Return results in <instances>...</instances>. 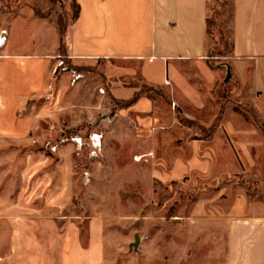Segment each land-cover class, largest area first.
<instances>
[{"label": "crops", "instance_id": "1", "mask_svg": "<svg viewBox=\"0 0 264 264\" xmlns=\"http://www.w3.org/2000/svg\"><path fill=\"white\" fill-rule=\"evenodd\" d=\"M15 1L1 18L8 36L0 55V146L12 153L2 155L6 162L0 174V264H121L120 249L110 247L114 240L103 215L79 216L74 203L76 146L64 143L54 156L34 151L29 135L37 127L35 114L23 109L31 96L46 91L57 66L53 58L62 55L81 73V68L99 70L109 87L103 83L101 89L118 103L133 100L141 90L138 79L171 92L174 100L181 94L201 109L205 86L216 87L230 69L233 92L246 95L264 122V0H230L223 23L232 47L216 65L209 61L213 41L206 26L216 0H76L80 13L66 24L62 51L57 16L63 4L70 10L72 0L55 5L51 0ZM36 9L47 15H38ZM18 16L31 21L27 44L34 50L12 48ZM67 78L56 84L60 91ZM157 108V100L146 94L128 105L138 119H154ZM225 129L230 134L244 132L247 148L264 144L250 140L251 127ZM213 149L218 158L216 150L222 146L215 143ZM258 205L232 207L215 223L199 227L213 241L215 254L223 256V264H264V202ZM139 236L135 250L146 244ZM160 241L150 237L157 252ZM171 246L167 241L166 249L173 254L174 243Z\"/></svg>", "mask_w": 264, "mask_h": 264}, {"label": "rangeland", "instance_id": "2", "mask_svg": "<svg viewBox=\"0 0 264 264\" xmlns=\"http://www.w3.org/2000/svg\"><path fill=\"white\" fill-rule=\"evenodd\" d=\"M51 1L55 5L59 0ZM227 3L217 26L208 34L213 41L210 51L214 52L209 61L215 65L225 61L231 50L221 40H230L223 23L230 0ZM220 4L216 0L211 16ZM15 5V0H0V29L4 25L1 18ZM75 8L74 0L68 11L63 4L57 18L67 24ZM30 22L25 16L15 19L13 49H35L27 44ZM219 50L222 55H217ZM54 59L58 66L60 56ZM57 66L46 91L31 96L23 110L35 114L37 127L29 135L31 148L47 155L55 154L43 142L56 141L64 133L81 135L86 142L93 132L104 134L99 156H90L89 145L74 153V203L79 216L103 215L114 240L110 247L120 249L121 264H133L135 259L138 264H223V256L215 254L213 241L199 227L215 223L232 207L259 209L258 203L264 202V144L247 148L249 139L244 132L230 134L225 129L235 125L244 130L248 126L254 130L250 140L264 142V122L246 95L233 92V74L230 72L226 81L225 71L216 87L205 86L201 109L183 100L181 94L174 100L171 92L137 79L142 94L158 102L154 119H138L131 116L126 103L113 101L105 88L101 92V84L106 83L99 70H84L83 77L73 82L72 71H61V67L56 71ZM1 68L0 61V77ZM67 76L60 91L56 84ZM215 143L222 146L216 150L218 158ZM65 145L74 146L71 142ZM1 149L3 174L6 160L2 155L10 152ZM136 234L146 241L139 250L134 246ZM155 235L161 238L160 252L150 242ZM167 241L170 247L175 245L173 254L166 249Z\"/></svg>", "mask_w": 264, "mask_h": 264}, {"label": "built area", "instance_id": "3", "mask_svg": "<svg viewBox=\"0 0 264 264\" xmlns=\"http://www.w3.org/2000/svg\"><path fill=\"white\" fill-rule=\"evenodd\" d=\"M7 36H8V30L6 28L0 29V48L4 46L7 42ZM58 67H61V71H67L70 70L73 73V82H76L78 79L83 77V73L77 71L76 69H73L71 66H69L65 62V56H60V61L58 63V66L56 68V71ZM167 84H170L169 80H166ZM101 92H104V89H101ZM104 138L103 133L99 132H93L89 136V142H86L83 138V136L78 134H70L66 135L65 133L59 137L56 141L47 140L44 143V146L50 150L52 153L58 152L60 146L66 142H72L77 150H82L84 146L89 145L91 147V157L99 156V152H101L102 149V139Z\"/></svg>", "mask_w": 264, "mask_h": 264}, {"label": "trees", "instance_id": "4", "mask_svg": "<svg viewBox=\"0 0 264 264\" xmlns=\"http://www.w3.org/2000/svg\"><path fill=\"white\" fill-rule=\"evenodd\" d=\"M220 1H221L220 8L219 9H215L213 15L208 17L207 20H206L207 34H212V26H217L218 18L224 13V11L226 10V7L228 5L227 0H220ZM74 3L76 5V8H75V12H74V15H73V20H76L78 18V16H79V13H80V6L76 2V0H74ZM35 11H36V13L38 15H42V16L47 15L46 13H43L40 10L36 9ZM58 24H59V29H60L61 39H62L61 47L63 49V47H64V45H63V36H64V33H65L66 24L63 23L61 18L58 19ZM221 40L223 41V43H225L227 45V47H229V48L232 47V41L231 40L227 41V40H225L224 37H222ZM222 53H223V51L219 50L217 52V55H222ZM209 56H214V52L210 51ZM81 69L82 70H90V69H86V68H81ZM105 88L108 90L109 89L108 85L105 84ZM142 93H143V89H141L139 92H137L135 94V97L133 98V100L127 102L126 104L130 105L133 102H135L142 95Z\"/></svg>", "mask_w": 264, "mask_h": 264}, {"label": "water", "instance_id": "5", "mask_svg": "<svg viewBox=\"0 0 264 264\" xmlns=\"http://www.w3.org/2000/svg\"><path fill=\"white\" fill-rule=\"evenodd\" d=\"M230 72H231V70L228 69V77L226 78V81L229 80ZM139 243H140V236L139 235H136V241L134 243V246L137 247L139 245Z\"/></svg>", "mask_w": 264, "mask_h": 264}, {"label": "bare ground", "instance_id": "6", "mask_svg": "<svg viewBox=\"0 0 264 264\" xmlns=\"http://www.w3.org/2000/svg\"><path fill=\"white\" fill-rule=\"evenodd\" d=\"M5 46V45H4ZM4 46H2L0 49H2Z\"/></svg>", "mask_w": 264, "mask_h": 264}]
</instances>
